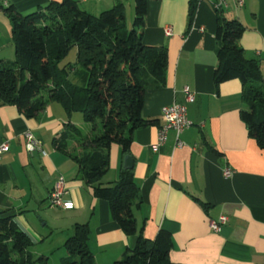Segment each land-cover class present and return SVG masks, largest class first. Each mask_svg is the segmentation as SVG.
<instances>
[{
	"label": "crops",
	"instance_id": "1",
	"mask_svg": "<svg viewBox=\"0 0 264 264\" xmlns=\"http://www.w3.org/2000/svg\"><path fill=\"white\" fill-rule=\"evenodd\" d=\"M51 1L60 0H0V61L15 58L11 22L2 7L13 5L26 15ZM75 1L92 14L120 2L125 16H134V0ZM192 1L196 7L189 21ZM220 13L243 25L238 44L247 57L259 60L264 86V0H225ZM216 17L208 0H147L144 26L138 30L144 44L166 48L167 67L164 85L144 91L142 115L157 123L134 130L126 154L133 160L141 195L133 213L145 237L154 238L160 228L171 233L173 263L264 264V149L240 119L241 82L232 79L217 87L213 82ZM185 87L193 93L192 101L186 100ZM173 103L186 106L192 125L178 134L181 146L170 129L154 151L151 145L163 123L161 108ZM68 122L88 129L80 115L68 117L55 101L33 117L0 101V143H9L0 156V211L14 216L32 240L35 255L50 260L58 250L61 264L69 257L64 242L74 225L87 223L94 264H113L135 245L137 235L123 233L112 220L107 201L93 195L78 176V165L53 145ZM26 131L40 140V149L26 150ZM124 156L118 144L110 146L106 181L119 178ZM225 169L230 170L228 176ZM60 177L72 208L49 205V194ZM221 215L226 220L219 230L212 229L210 222Z\"/></svg>",
	"mask_w": 264,
	"mask_h": 264
},
{
	"label": "trees",
	"instance_id": "2",
	"mask_svg": "<svg viewBox=\"0 0 264 264\" xmlns=\"http://www.w3.org/2000/svg\"><path fill=\"white\" fill-rule=\"evenodd\" d=\"M195 2L189 5L193 19ZM11 22L15 58L0 61V101L33 117L49 101L59 103L70 117L80 113L85 130L68 122L53 145L78 165V176L96 198L107 201L113 221L126 235H137L135 245L113 264H179L169 259L171 233L160 228L154 238L138 231L133 210L141 203L132 169L116 181H106L109 148L118 144L129 152L134 130L157 123L142 115L147 86H163L167 51L142 42L147 0H134L132 27L125 7L116 3L98 14L81 9L75 0L51 1L44 9L22 15L13 5L2 7ZM216 58L213 82L237 79L244 107L240 119L248 135L264 149V86L258 59L239 46L244 27L237 19L216 11ZM75 49L73 61L67 59ZM45 93L46 95H44ZM89 226L76 223L65 240L69 257L62 264H94L89 249ZM138 233V234H137ZM33 242L13 215L0 211V264H47L35 255Z\"/></svg>",
	"mask_w": 264,
	"mask_h": 264
},
{
	"label": "built area",
	"instance_id": "3",
	"mask_svg": "<svg viewBox=\"0 0 264 264\" xmlns=\"http://www.w3.org/2000/svg\"><path fill=\"white\" fill-rule=\"evenodd\" d=\"M215 11L221 10L225 4V0H208ZM166 33L170 34V29L167 28ZM185 98L187 101L193 100V93L188 87L184 88ZM161 117L163 123L159 126L155 142L151 147L154 151H157L165 142L168 130L172 129L176 132V145L181 146L182 142L178 138V134L192 125L191 120L187 117L186 106L183 104L173 103L163 106L161 108ZM25 148L27 151L38 150L41 148V142L35 138L30 131L25 132ZM9 148L8 140H4L0 143V156L6 152ZM225 176L230 174L229 169L223 171ZM65 194V181L63 178H58L55 182L53 189L49 194V205L53 207H60L63 209H69L73 207V202L64 198ZM226 220V216L221 215L217 221L212 220L210 227L214 230H219L220 224Z\"/></svg>",
	"mask_w": 264,
	"mask_h": 264
},
{
	"label": "rangeland",
	"instance_id": "4",
	"mask_svg": "<svg viewBox=\"0 0 264 264\" xmlns=\"http://www.w3.org/2000/svg\"><path fill=\"white\" fill-rule=\"evenodd\" d=\"M132 21H133V18H130V16L127 15V16H126V23H127V26H128L129 28L132 27ZM74 57H75V49L73 48V49L71 50V52L69 53L67 59L63 60V63H65L66 61H73ZM77 114L80 115V113H77ZM37 218H38L40 224H42V221H41L42 218H41L39 215H37ZM58 257H59V251L56 250V251L53 253V255L50 257V260H49V258H48V262H47V264H61V263L59 262Z\"/></svg>",
	"mask_w": 264,
	"mask_h": 264
},
{
	"label": "water",
	"instance_id": "5",
	"mask_svg": "<svg viewBox=\"0 0 264 264\" xmlns=\"http://www.w3.org/2000/svg\"><path fill=\"white\" fill-rule=\"evenodd\" d=\"M123 167L125 169H131L133 167V160L130 155H125L123 158Z\"/></svg>",
	"mask_w": 264,
	"mask_h": 264
}]
</instances>
